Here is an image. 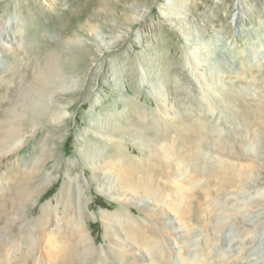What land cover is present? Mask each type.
Instances as JSON below:
<instances>
[{
    "label": "rangeland",
    "instance_id": "1",
    "mask_svg": "<svg viewBox=\"0 0 264 264\" xmlns=\"http://www.w3.org/2000/svg\"><path fill=\"white\" fill-rule=\"evenodd\" d=\"M123 4L134 7L126 10ZM6 39L13 41L12 50L23 57L24 66L11 82L10 58L0 56L4 116L9 99L31 69L30 58L39 57L46 68L55 69L63 65V58L73 57L66 70H76L70 84L45 99L62 103L66 119L59 126L50 120L35 126L26 122L18 148L0 152L2 193L15 182L9 168L15 155L22 176L33 166L38 169L31 180V185L37 184L34 196L23 202L7 201V209L22 210L31 227L32 220L48 208L50 216L57 213L64 225L70 202L73 215L90 235L93 258L108 264H145L131 248L123 251L121 259L109 253L114 247L110 230H122L128 219L134 228L161 238L169 258L166 263L176 256L190 260L198 253L200 258L219 256L229 264H264V126L249 119L264 118V0H0L4 53ZM131 99L151 117L166 114L172 122L193 125L200 118L206 123V148L184 165L196 183L190 192V233L188 227L167 223L160 212L147 209L140 194L119 186L115 172L108 171L118 192L101 181V163L122 149L127 159L152 163L157 183L172 192L167 176L173 170L162 157L163 147L170 159L188 151L189 146L172 145L173 136L168 141L156 138L154 130L135 137L110 133L119 122L106 112H127L126 102ZM127 122L128 127L134 125L131 114ZM102 124L107 129L101 130ZM107 131L112 141L104 139ZM220 158L239 165L251 163L250 178L246 181L242 176L236 185L225 187L209 182L207 173ZM208 198L212 203H207ZM197 200H206L199 213H195ZM219 207L231 212L218 215ZM120 210L127 213L106 221L104 213ZM198 214L206 215L203 222L193 219ZM18 224L14 221L7 233Z\"/></svg>",
    "mask_w": 264,
    "mask_h": 264
},
{
    "label": "bare ground",
    "instance_id": "2",
    "mask_svg": "<svg viewBox=\"0 0 264 264\" xmlns=\"http://www.w3.org/2000/svg\"><path fill=\"white\" fill-rule=\"evenodd\" d=\"M116 7L119 8L118 5ZM133 7L134 5H121V8H125L126 10H131ZM84 10H88V6H85ZM65 13L68 14L69 12ZM82 15L80 13L78 18H81ZM8 24L9 20L7 18L4 19V25ZM13 45L12 40L8 41L6 39L5 44L2 45L6 49L5 53L0 48V56L3 55L10 58L8 74L11 82L15 81L16 76L23 72L22 68L24 66L23 57L15 56L17 52H15L16 49L13 52ZM63 59V65L51 69L46 68L39 57L34 56L30 58L33 62L31 69L24 77L22 85L19 86V90L12 94L9 99L5 116L2 115L3 113H0V152L6 154L18 148L19 142L22 141V136L24 135L22 129L26 122H30L32 126H35L37 123L44 124V120H50L59 126L60 122L66 119L67 110L62 103H58L57 101L47 102L45 100L46 97L48 98L62 91L63 86L68 83L70 84L71 80L76 76V70L74 68L72 70H66L69 66L68 62L74 61L73 57H65ZM125 108L127 112L120 111L116 115H111L109 112H106V116L115 117L119 122L118 128L108 129L109 132H113V135L114 132L115 134L125 132L132 133L134 136L135 133L142 135L144 130H154L156 131V138L169 140V137L173 136L174 139H171V144L174 145V143H177L178 145L189 146L188 151L186 154H175L172 160L167 157V154H169L167 153V147L165 145L163 147L162 157L166 164H171V169L173 170L167 176V182H170L172 192H168L163 185L157 183V179L154 176V169L150 166L152 163H144L141 159L135 161L132 156H128L127 159L122 149H118L116 153L109 156V159H105L101 163L103 166L101 171L104 170L101 173V181L109 186L110 191L118 192V185H116L112 175L109 173L115 172L120 183L119 186H123L125 189L128 188L140 194L143 199L139 200L145 201L143 205L147 209L153 212H160L167 223L180 224L186 228L188 227L187 231L190 233L192 227L187 224L193 216L190 192L192 186L196 183L187 174L188 172H185L184 165L186 166L192 160H196L199 153L206 148L209 135L205 121L196 118L193 120L194 124L190 125L174 120L172 122L170 121L171 118L166 114L151 117L144 114L137 100L132 99L131 101L127 100ZM128 114H131L135 121L132 127H128ZM251 115L248 114L245 117L249 118ZM249 119L253 123L257 122L260 126H264V118L261 116ZM105 126H101V130L106 128ZM110 135L112 134H109L107 131L104 139L112 141L113 137ZM49 140L53 141L54 139L51 137ZM89 150H92V148ZM83 153L85 155V152ZM18 158L19 156L15 155L9 167L16 175L14 184L12 183L11 187L5 190V192H0V264H108L103 258H99L98 261L93 258L94 247L90 242V235L79 222L80 220L78 221L73 215L70 202H67V205L64 204L66 205L67 211L70 210L71 212L67 213L68 219L66 221L64 220V225H62L63 223L57 216V213H53L50 216L48 208H44L41 214L32 220L31 227L27 226L24 221L22 210L19 208H11V210L6 208L7 201H11V203L14 200L23 202L34 196L37 191L35 187L37 184L31 185V180L35 177L38 169L33 166L26 171V175L23 174L22 176L21 174L24 172L19 167L20 162ZM252 166L251 163L239 165L222 158L216 159V162L207 173L208 180L223 187L234 186L242 176H244L246 181L250 178ZM1 179L0 184L2 183ZM66 200L69 201V199ZM212 201L211 198L207 199L208 204L210 202L212 203ZM196 203L195 213H199L202 210V206L206 203V200H197ZM226 212L231 211L230 209L226 210L224 207H219L217 210L218 215H224ZM126 213V211L120 210L118 212L104 213L103 215L107 219H105L106 221L112 222L116 218H121L120 214L124 215ZM204 217L206 215L201 216L198 214L193 219L197 222H203L202 218ZM48 218L49 220L47 221ZM128 220L123 222L122 230L118 228H112L110 230L114 247L111 251L109 250V253L119 259L122 258L123 251L131 248L135 258L143 261L145 264H229L228 261L223 260L219 256H216L217 260H214L209 255H204L200 258L198 253H195L190 260L176 256L178 260L175 258L174 261L171 260V263H166L169 258H166V250L161 238L151 236L146 230L134 228V226L128 223ZM14 221H18L19 224L9 234L7 230ZM161 236L164 239L163 233H161ZM204 242L205 245L208 243L206 238H204ZM194 246L196 247L198 244L195 243ZM195 251H197L196 248ZM201 251L202 246L199 245L197 252L200 253Z\"/></svg>",
    "mask_w": 264,
    "mask_h": 264
}]
</instances>
